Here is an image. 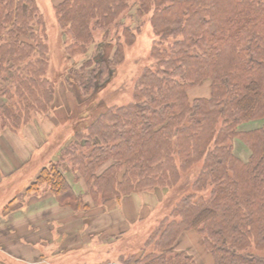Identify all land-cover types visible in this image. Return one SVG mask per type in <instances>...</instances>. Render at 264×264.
<instances>
[{
	"label": "trees",
	"instance_id": "16d2710c",
	"mask_svg": "<svg viewBox=\"0 0 264 264\" xmlns=\"http://www.w3.org/2000/svg\"><path fill=\"white\" fill-rule=\"evenodd\" d=\"M128 6L129 0L55 6L71 40L66 50L90 55L76 77L86 97L96 80L87 88V72L98 64L113 69L134 42L130 28L125 42H112V27ZM136 13L151 14L156 40L133 99L76 124L47 164H35L40 172L28 192L46 185L60 207L77 213L150 190L182 192L158 203L149 231L115 238L124 236V250L79 252V263L75 252L74 264H199L189 250L175 248L190 231L201 236L213 264H264V0H140ZM43 22L36 0H0V130L15 132L56 107ZM206 81L210 96L190 100L188 91ZM196 164L201 170L188 186L183 175Z\"/></svg>",
	"mask_w": 264,
	"mask_h": 264
},
{
	"label": "rangeland",
	"instance_id": "374dc122",
	"mask_svg": "<svg viewBox=\"0 0 264 264\" xmlns=\"http://www.w3.org/2000/svg\"><path fill=\"white\" fill-rule=\"evenodd\" d=\"M36 1L39 7V14L43 16L45 41L49 48V69L47 71V78L54 82L57 86L55 101L56 107L48 114L37 115L32 123V127L36 128L38 136L41 139V148L38 149V151L43 152L44 154V152H48L51 150L49 156L44 158L42 155V157L38 158V161L36 163L38 165L39 163L45 165L47 164L46 162L49 161L51 156L56 155L54 153L58 152L62 148V146H64V144L68 142L67 139L70 138V134L72 130L76 128V124L85 122L89 123L88 120L95 118L97 114L101 112V110H105L107 108L115 106L119 107L131 102L135 90V82L141 75L145 67L148 66L151 62L150 51L153 46L154 40H156V35L154 34L150 23L151 14L140 17V15L136 13L138 4H140V0H129V6L127 10L121 15L120 19L117 21V24L112 27L111 36L114 38V40L112 39L113 43H115L117 37L121 38L122 41L125 42V36L123 33L124 29L130 28L134 33H136L134 42L129 46H125L124 60L120 64L114 66L113 69L106 70L105 66H103L102 64H98L95 69L88 71L89 73L87 72V88L89 87V81L93 82V80H96L93 83L94 86H92L93 88H95V91H85V94L87 92L89 95L88 97H86L82 92V88L81 91L79 90L80 86L78 84V81L76 80V77L82 74V65L85 60L89 59L90 55H70L66 50L67 46L70 45L71 40L69 34L67 32H63V29L58 24L55 15V6L63 0ZM138 27L139 30H136ZM101 41L102 33L100 31H96L95 44L97 45ZM110 50L111 47L105 52L106 57L109 56ZM95 53L98 56L101 54L98 49ZM85 66L86 68L91 69L90 66ZM102 70H104V73L102 74L101 79L100 74ZM94 76L96 77L95 79L93 78ZM83 88L86 89V87ZM210 93L209 81L204 82L200 86L193 87L188 91L190 100L201 97H209ZM83 117L85 118L84 121ZM50 125H52V130H49V128H47V126ZM238 143L240 144V142ZM240 154L244 159H247L249 155L246 149H243ZM32 168H36V165L32 164ZM200 170L201 164H196L192 169H190L183 175L184 177L182 178V182H184V184H187L188 186H191L193 181L197 178ZM69 175L70 177H72V173H70ZM37 176L35 177V179H37ZM78 186L81 187L82 185L79 184ZM42 188H46V185H43ZM165 192L166 190L164 191L161 189H155L153 191L150 190L148 194H146L147 192L134 194L138 198L143 199L142 202L144 205L142 204L141 206L143 208H140V210L142 209L141 215L143 216L133 224H131V228L129 231L130 233H133L135 231H143V233L149 231L151 226L154 225L151 219L155 220L156 218L154 217H158L159 212L161 211L158 207V203L163 201L164 204L166 202V198L170 196L171 199L177 200V198L180 197L182 193L179 190L174 191L172 194L171 192ZM145 196H148V199H145ZM85 218L93 219L95 218V216L87 214V217ZM141 220H145L143 222L146 224L145 226H140ZM182 236V239H180L175 244L176 249L189 250L195 255L196 260L199 261V264H203V262L206 260V254L207 256L212 258L209 252L205 249L202 238L197 232L190 231L184 233ZM122 238L117 242L115 240V243L113 245L111 244V246L108 247L107 245L105 247H108L110 250H117L118 248H120V250H124L126 247L124 244H122L124 241L122 240ZM94 242L95 243H93L92 248L94 249V251L99 250L100 242H97L96 240ZM11 256H9L8 254L4 255L0 253V263L60 264L59 261H55L54 259L49 258V255H47V258L44 262L41 261V258L38 262H25L20 261L18 258H14V256ZM70 257H72V254L70 255ZM82 257L83 255L76 254L74 257L76 263L83 261L84 258ZM104 257L108 256L105 255ZM87 263L94 264L95 262L89 261Z\"/></svg>",
	"mask_w": 264,
	"mask_h": 264
},
{
	"label": "crops",
	"instance_id": "0c3cea01",
	"mask_svg": "<svg viewBox=\"0 0 264 264\" xmlns=\"http://www.w3.org/2000/svg\"><path fill=\"white\" fill-rule=\"evenodd\" d=\"M33 121L15 132L0 130V253L25 262H38L40 258L44 262L49 255L61 264H74L70 255H93L95 240L100 242L101 250H108L105 246L128 233L131 224L143 216V199L127 196L106 207L77 213L60 207L52 194L45 193V188L28 192L40 172L32 164L42 155L38 151L41 139L32 127ZM47 128L52 130V125ZM87 214L95 218L87 219ZM205 258L203 264H213L207 254Z\"/></svg>",
	"mask_w": 264,
	"mask_h": 264
}]
</instances>
